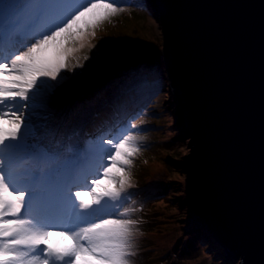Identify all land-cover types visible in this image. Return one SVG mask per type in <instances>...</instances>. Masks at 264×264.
I'll list each match as a JSON object with an SVG mask.
<instances>
[{"label": "snow or ice", "instance_id": "obj_1", "mask_svg": "<svg viewBox=\"0 0 264 264\" xmlns=\"http://www.w3.org/2000/svg\"><path fill=\"white\" fill-rule=\"evenodd\" d=\"M124 11L115 0H60L22 20L19 12L6 13L0 28V264H133L139 221L131 217L139 209L129 203L128 189L143 140L131 131L137 124L65 154L40 142L26 112L46 105L67 79L62 73L84 66L78 54L94 47L96 30Z\"/></svg>", "mask_w": 264, "mask_h": 264}, {"label": "water", "instance_id": "obj_2", "mask_svg": "<svg viewBox=\"0 0 264 264\" xmlns=\"http://www.w3.org/2000/svg\"><path fill=\"white\" fill-rule=\"evenodd\" d=\"M145 1L192 213L234 262L264 264V0Z\"/></svg>", "mask_w": 264, "mask_h": 264}, {"label": "rangeland", "instance_id": "obj_3", "mask_svg": "<svg viewBox=\"0 0 264 264\" xmlns=\"http://www.w3.org/2000/svg\"><path fill=\"white\" fill-rule=\"evenodd\" d=\"M30 1L24 0L23 7ZM2 2L0 25L5 23L6 13H13L12 1ZM115 2L125 11L104 22L90 40L94 47L78 54L84 66L62 73L67 79L60 82L44 107L26 110L40 142L68 154L70 147L93 141L96 124H88L83 131L86 118L109 124L121 101L140 102L137 116L128 122H135L137 128L131 131L143 137L141 151L133 160V187L128 189L129 203L135 201L131 206L139 209L131 217L139 221L134 238L136 255L130 257L133 264H238L211 231L201 223L196 225L198 220L185 193L184 167L171 163L176 157L183 160L188 149L178 140L176 103L161 62L159 18L145 3L138 4L142 0ZM6 5L11 7L6 9ZM84 55L88 60H83ZM116 121L119 126L113 133L127 125L121 117Z\"/></svg>", "mask_w": 264, "mask_h": 264}, {"label": "trees", "instance_id": "obj_4", "mask_svg": "<svg viewBox=\"0 0 264 264\" xmlns=\"http://www.w3.org/2000/svg\"><path fill=\"white\" fill-rule=\"evenodd\" d=\"M155 68V67H154ZM153 70H155V69H153ZM155 72V71H154ZM139 83V82H138ZM150 85H148L147 87H144V88H148ZM134 90H137V89H134ZM63 108V107H62ZM171 163H177V165L178 164H180V166L182 165V160L180 161V159H179V157H176V158H173V159H171ZM181 168H182V166H181ZM183 172V171H182ZM178 173H180V172H178ZM184 176H185V174H184ZM177 192V191H176ZM199 221L196 223V225L197 226H200L199 225ZM200 229H197L196 230V232H198ZM196 235V234H195ZM195 238H197V237H195ZM206 249V248H205Z\"/></svg>", "mask_w": 264, "mask_h": 264}, {"label": "clouds", "instance_id": "obj_5", "mask_svg": "<svg viewBox=\"0 0 264 264\" xmlns=\"http://www.w3.org/2000/svg\"><path fill=\"white\" fill-rule=\"evenodd\" d=\"M144 3H145V6L147 5V9L149 10V12L152 13L151 10H150V8H149V6H148V4L146 3L145 0H142V2L141 3H138V4H140V5L143 4V6H144Z\"/></svg>", "mask_w": 264, "mask_h": 264}]
</instances>
